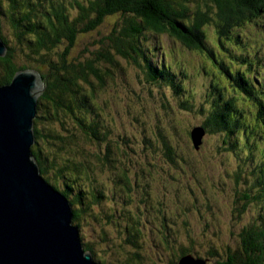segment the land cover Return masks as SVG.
<instances>
[{
    "label": "rangeland",
    "instance_id": "obj_1",
    "mask_svg": "<svg viewBox=\"0 0 264 264\" xmlns=\"http://www.w3.org/2000/svg\"><path fill=\"white\" fill-rule=\"evenodd\" d=\"M63 1L69 5L75 2ZM186 3L191 9L200 7L209 11L212 16L202 29L208 46L217 53L216 62L168 33L146 31L139 35L136 44L142 47L143 53L146 48L152 62L172 67L175 79L185 86L180 92L165 80L148 76L147 61L141 60L142 52L123 48L137 57L139 62L135 63L109 46L114 28L122 26L124 17L120 14L107 16L96 30L79 34L68 54V63L95 59L97 54L107 53L112 60H96L94 65L105 81L96 100L108 137L118 142L113 143L115 148L112 149L116 166L109 169L97 165L102 174H98L99 177L95 174V182L103 181L108 190L93 208L81 210L71 205L72 210L83 211L80 220L73 223L79 229L83 247L91 248L98 264H178L186 255L182 256L183 251L205 258L207 264H221L237 253L239 232L259 222L258 200H251L254 203L249 202L245 210L242 207L247 201L244 195L258 194L257 180L264 176V127L255 126L252 114L255 102L230 84L219 64L242 72L251 67L248 78L256 91L264 94V12L233 27L234 35L225 38L214 20L218 11L214 0H187ZM6 20L2 19V32L19 53L15 32ZM65 46L66 43L54 48L52 58ZM91 79L100 84L101 79L95 75L92 74ZM216 88L222 92L220 102L233 99L244 113L243 126L246 125L249 137L246 140L240 137L237 152L232 150L233 140L227 144V135L203 126L209 118ZM78 118L88 120L87 114L78 108L65 123L73 125ZM44 121L38 125L44 135L63 128L58 120ZM199 126L205 129V135L197 149L191 131ZM77 134L82 136L80 132ZM162 136L176 148L178 164L163 154ZM36 142L42 150L51 145L41 137L32 144L31 151ZM82 144L85 151L96 146L87 141ZM41 154V160L49 169L50 155ZM122 170L130 191L125 183L117 180ZM110 174L113 180L106 183L104 180ZM41 176L55 188H63L67 183L75 188L70 179L57 177L53 170L48 171L49 180ZM67 196L70 202L74 198L76 203L85 202L84 206H88L81 196L73 197L71 193ZM134 216L137 221L141 218L140 226L129 225Z\"/></svg>",
    "mask_w": 264,
    "mask_h": 264
},
{
    "label": "trees",
    "instance_id": "obj_2",
    "mask_svg": "<svg viewBox=\"0 0 264 264\" xmlns=\"http://www.w3.org/2000/svg\"><path fill=\"white\" fill-rule=\"evenodd\" d=\"M214 1L218 9L217 18L214 20L218 24L219 33L224 34L225 38H231L230 35H234L233 27L259 17L264 12V0ZM186 2L187 0H86V2L75 0L69 5L63 0H0V38L8 47L6 54L0 57V85L10 84L20 70L35 69L42 76L45 87L38 98L33 130L36 139L44 137L51 145L42 150L36 142L32 153L39 164L41 174L46 179H50L48 171L53 170L57 177L70 179L73 182L75 188L67 183L63 188L56 189L61 190L60 192L66 196L71 193L73 197L84 198L88 206H84L85 202L76 203L74 198L71 200V204H75L79 209L93 208L96 201L106 196L107 185L99 179L95 182V174L97 176L102 174L97 167L98 164L109 169L116 166L112 158V149L114 150V145L118 142L108 137V129L100 117L101 110L96 100V94L104 87L105 81L100 69L95 67V61L100 59L112 61L111 57L108 53L97 54L95 59L86 61L79 59L68 63V54L76 44L79 34L96 30L104 23L107 16L120 14L124 17L122 26L113 27L109 46L112 45L129 60L139 62L136 56L123 48L128 47L135 52H142V47L140 49L136 45L138 37L149 31L168 33L177 37L188 48L201 50L216 62L217 53L215 49L208 46L202 29V25L209 22L212 16L209 11H204L200 7L191 9ZM3 18L7 19L9 23L7 24L12 27L13 33L15 32L19 53L10 45L2 32ZM65 43L66 46L62 52L57 54L56 58H52V50ZM142 54L144 56H141V60L146 59L148 76L151 79L165 80L176 92L185 89L184 83H179L175 79L172 67L152 62L146 48ZM237 59L247 61L244 57H237ZM219 67L234 88L255 102V111L252 113L255 126L261 124L264 127V94L262 91L257 92L248 78L251 67L245 72L237 71L230 66L225 67L223 63H220ZM92 74L101 79L100 84L92 81ZM214 91L216 97L209 109V118L203 126H209L208 130L221 131L227 135V144L233 140L232 150L237 152L236 146L240 137L244 140L249 137L246 125L243 126L244 113L233 99L220 102L223 98L222 92L218 88ZM78 108L87 114L88 120L78 118L75 124L67 125L65 119L71 117ZM45 113L48 114L45 115ZM47 119L52 122L58 120L63 128L44 135L38 125L41 120L44 124V120ZM77 132H80L82 136L79 137ZM165 138L164 136L161 138L165 148L163 154L168 160L178 164L180 162L178 152L169 139ZM84 141L96 146H93L92 150L85 151L82 144ZM174 151L175 155H173ZM43 152L50 155L49 169L48 165H44L41 160ZM116 158L119 160L117 156ZM125 177L123 170L122 174H117V180L125 183V188L130 191L131 187ZM112 180L113 176L110 174L104 181L110 183ZM257 184H260L258 194L244 195L247 201L243 204L242 210L246 209L249 202L254 203L251 200H258L260 202V211L257 216L259 222L239 232L240 247L237 253H234L237 259L232 255L227 258V262L225 260L221 264H264V176L257 180ZM81 210H72L73 221L80 220L83 212ZM111 212L115 215V208H112ZM133 218L134 221L129 225L140 226L141 218L139 221L136 216ZM185 254L188 253L183 251L182 256Z\"/></svg>",
    "mask_w": 264,
    "mask_h": 264
},
{
    "label": "water",
    "instance_id": "obj_3",
    "mask_svg": "<svg viewBox=\"0 0 264 264\" xmlns=\"http://www.w3.org/2000/svg\"><path fill=\"white\" fill-rule=\"evenodd\" d=\"M7 48L0 38V57ZM44 87L35 69L0 85V264H98L82 245L70 200L41 176L31 151ZM204 135L203 127L192 129L195 148ZM178 264L207 260L186 254Z\"/></svg>",
    "mask_w": 264,
    "mask_h": 264
},
{
    "label": "bare ground",
    "instance_id": "obj_4",
    "mask_svg": "<svg viewBox=\"0 0 264 264\" xmlns=\"http://www.w3.org/2000/svg\"><path fill=\"white\" fill-rule=\"evenodd\" d=\"M86 250V249H85ZM86 251H90V250H86Z\"/></svg>",
    "mask_w": 264,
    "mask_h": 264
}]
</instances>
